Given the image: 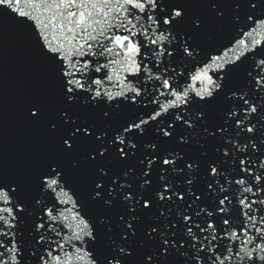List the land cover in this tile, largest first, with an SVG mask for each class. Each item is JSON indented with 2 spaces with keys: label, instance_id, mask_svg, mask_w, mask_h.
<instances>
[{
  "label": "snow or ice",
  "instance_id": "1",
  "mask_svg": "<svg viewBox=\"0 0 264 264\" xmlns=\"http://www.w3.org/2000/svg\"><path fill=\"white\" fill-rule=\"evenodd\" d=\"M203 7L0 0V26L30 35L55 86L56 115L36 96L25 119L57 141L38 172L0 174V264H264V5L234 0L207 50L208 19L229 18Z\"/></svg>",
  "mask_w": 264,
  "mask_h": 264
},
{
  "label": "water",
  "instance_id": "2",
  "mask_svg": "<svg viewBox=\"0 0 264 264\" xmlns=\"http://www.w3.org/2000/svg\"><path fill=\"white\" fill-rule=\"evenodd\" d=\"M220 2L225 6V14L229 19L225 20L222 27L218 26L214 14L208 19L206 30L198 36L200 46L206 50L225 42L231 34V5L234 0ZM240 2L250 7V2L255 0ZM189 3L193 5V12L208 15V9L203 7L205 0H189ZM260 4L264 5V0H260ZM209 36L213 37L211 41ZM249 70L251 67L247 62L235 70L231 75V85L234 88L242 87ZM36 96H43L49 101L53 108L51 115L55 116V86L38 49L27 32L5 23L0 26V174L10 176L19 171L38 172L56 153L57 141L48 135L46 126H33L25 119L26 103ZM82 115L90 117L93 114L85 111ZM145 139L151 140L152 137L149 135ZM81 149V152L66 161L69 167L71 159L82 160L90 146L82 145ZM208 150H213L211 144ZM194 154H198V149H194ZM89 176V169L82 165L73 179L84 186ZM198 187L203 188L202 180ZM97 214L103 216L110 213L99 209Z\"/></svg>",
  "mask_w": 264,
  "mask_h": 264
}]
</instances>
